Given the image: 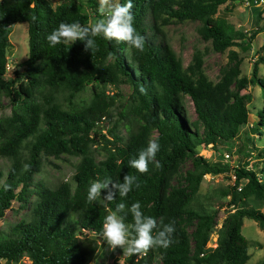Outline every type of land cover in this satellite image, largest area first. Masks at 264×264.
Segmentation results:
<instances>
[{
  "label": "trees",
  "instance_id": "obj_1",
  "mask_svg": "<svg viewBox=\"0 0 264 264\" xmlns=\"http://www.w3.org/2000/svg\"><path fill=\"white\" fill-rule=\"evenodd\" d=\"M259 1L133 0L135 27L146 38L145 50L96 37L98 49L85 52L81 41L70 48L50 47L46 37L62 22L90 27L100 18L98 0H64L54 6L48 0H0V98L9 100L8 114H0V157L8 161L0 181V218L14 199L28 204L27 215L0 234V264H101L96 260L100 245L83 242L78 234L100 236L109 209L115 210L121 202L126 210L139 202L144 214L158 223L161 218L164 224L175 222L172 245L147 254L122 253L125 264H247L250 242L241 234L242 219L253 220L264 232V214L257 206L264 204V148L256 154L258 165L242 163L231 168L232 184L220 196L227 197L224 206L232 209L219 227H215L216 217L223 204L207 208L197 194L205 174L217 175L229 168L198 151L207 145L226 146L236 138L248 118L250 96L241 92L248 84L261 88L256 123H264V78L257 76L264 57L253 60L245 77L240 73V58L231 49H247L264 29V3L254 9L256 28L250 32L235 28L219 12L227 3L254 7ZM260 19L262 24L257 26ZM188 20L197 22L196 34L213 52H226L215 81L203 70V51L195 48L184 66L164 38L163 26ZM20 22L26 24L24 68L13 70L12 77L5 79L8 34L11 25ZM122 84L129 92L121 101L119 93L106 91L107 86ZM184 96L190 99L201 130L185 118ZM116 104L122 107L118 125L124 134L114 124L106 136L97 125L108 121ZM97 136L102 141L99 145ZM149 140H157L160 151L149 163V172L140 174L128 161ZM245 140L253 149L247 135ZM94 145L101 159L95 158ZM62 155L77 158L69 180L54 186L33 180L42 160ZM186 160L189 167L181 170ZM25 164L30 165L29 171H23ZM125 174L137 176L141 187H133L123 200L117 194L107 205L99 199L87 202L91 182L106 177L122 182ZM5 185L10 186L8 190ZM125 222L132 223L130 212ZM212 234L215 246L208 247Z\"/></svg>",
  "mask_w": 264,
  "mask_h": 264
},
{
  "label": "rangeland",
  "instance_id": "obj_2",
  "mask_svg": "<svg viewBox=\"0 0 264 264\" xmlns=\"http://www.w3.org/2000/svg\"><path fill=\"white\" fill-rule=\"evenodd\" d=\"M51 6L58 4L64 0H48ZM264 0L259 2L256 6L250 7L246 4L233 3L225 4L224 7L219 9V12H223L227 16L228 22H230L235 28H239L246 32L255 30V13L254 9L261 8ZM225 8V10H224ZM263 15V14H262ZM262 24L260 19L257 26ZM197 22L184 21L180 23H169L161 28L165 40L172 47L175 54L180 58L185 66L190 60L192 51L197 48L203 51V70L212 81H215L218 76V68L226 62V52L218 54L213 52L208 43L202 42L195 32ZM236 51L240 58V73L241 75L248 77L253 60L257 56L264 57V29L258 31L253 39L248 44L247 49H241L237 46L231 47ZM27 56V36H26V24L24 22L15 23L11 25L8 34V45L6 47V62L7 70L3 75V78L10 79L12 77V71H23L22 61ZM257 76L264 78V65L258 64ZM89 88L86 87L85 94H88ZM106 91L109 93H119V100H122V95H126L129 92V88L126 84H122L117 88L107 86ZM242 93H248L250 100L247 104L248 118L246 124L240 127L239 133L236 138L229 141L228 145L216 144V148L213 149L209 145L199 149L198 154L202 157L214 162H221L227 165L229 172H224L217 175L205 174L199 185L197 199L202 205L207 208H214L218 202L223 204L220 207L215 227H219L223 216L227 213L229 208L224 206L227 197H221V190L225 189L228 185L232 184L233 175L231 168L236 167L238 164L246 163V166L250 167L252 163L258 165L259 158L257 153L261 148H264V123L257 125V112L262 107V93L261 88L257 84H248L241 90ZM182 106L184 110L185 118L192 124L193 127H197L201 130V126L195 122V114L192 108L190 99L187 96L182 97ZM122 105V103H121ZM9 112V100L7 97L0 98V114L5 115ZM122 113V107L118 104L111 110V117L108 121L99 122L97 130L100 133H104L108 136L107 131L112 129L115 124L116 129H119L121 135L124 134L122 127L119 124V114ZM125 121V119H124ZM248 136L252 141L254 148L251 149L249 142L245 140V136ZM97 144H101L99 136L95 138ZM95 158L101 159L102 153L96 145ZM251 150V151H248ZM251 153V155H250ZM226 155V156H225ZM228 155V156H227ZM249 156H252L249 158ZM264 156V154H263ZM77 158L70 155H62L58 158L47 157L42 160L40 171L33 176V180H40L48 186H54L60 181L69 180L74 170V164ZM264 160V157L263 159ZM251 163V164H250ZM8 167V161L0 157V181L4 177V173ZM189 167V161H185L181 165V170ZM34 196H31L29 202L32 201ZM250 205V204H249ZM260 211L264 214V204L257 205ZM28 204H23L22 201L14 199L11 202L10 208L4 211L3 216L0 218V234L9 231L10 227L18 221L20 218H24L27 215ZM109 214V213H108ZM241 234L250 242L248 248L249 259L247 264H260L264 261V232H262L256 225V223L247 218L242 219ZM215 234H212L210 240L207 242V246H215ZM79 240L91 241L96 248L99 247L96 260L101 264H125L122 260V253H126L123 249H116L118 254H112V250L103 242L100 236L93 235L92 233L81 231L78 234Z\"/></svg>",
  "mask_w": 264,
  "mask_h": 264
},
{
  "label": "clouds",
  "instance_id": "obj_3",
  "mask_svg": "<svg viewBox=\"0 0 264 264\" xmlns=\"http://www.w3.org/2000/svg\"><path fill=\"white\" fill-rule=\"evenodd\" d=\"M133 7V0H126L125 3H120L119 0H98L96 11L100 18L90 27L82 26L79 22H62L47 35L46 40L50 47L63 44L68 48L77 41H81L84 43V51L91 52L98 49L95 38L102 37L108 41L125 43L130 48L143 52L146 38L135 27ZM109 56L115 59L111 53ZM160 147L157 140H149L147 146L139 151L137 157L129 159V166L140 174L148 173L149 163L155 161ZM155 167H161L159 162L155 163ZM29 170L30 165L25 164L23 171ZM4 187L8 190L10 186L5 185ZM133 187L137 189L141 187L135 175H123L122 182L110 177L103 180L97 179L90 184L87 202L92 203L99 199L107 205L116 198L117 194L123 200L133 190ZM129 212L132 216L131 224L125 222ZM174 225V221L164 224L161 218L158 223L154 217L145 215L139 202L133 203L127 210L125 203L121 202L116 205L115 210L109 209L100 235L112 251L123 249L128 255L147 254L153 248L167 249L175 242L173 239Z\"/></svg>",
  "mask_w": 264,
  "mask_h": 264
},
{
  "label": "built area",
  "instance_id": "obj_4",
  "mask_svg": "<svg viewBox=\"0 0 264 264\" xmlns=\"http://www.w3.org/2000/svg\"><path fill=\"white\" fill-rule=\"evenodd\" d=\"M261 1H262V0H260L259 2H261ZM259 2H258V3H259ZM6 68H7V65H6ZM225 156H226V155H225Z\"/></svg>",
  "mask_w": 264,
  "mask_h": 264
},
{
  "label": "water",
  "instance_id": "obj_5",
  "mask_svg": "<svg viewBox=\"0 0 264 264\" xmlns=\"http://www.w3.org/2000/svg\"><path fill=\"white\" fill-rule=\"evenodd\" d=\"M88 264H92V262H89Z\"/></svg>",
  "mask_w": 264,
  "mask_h": 264
}]
</instances>
